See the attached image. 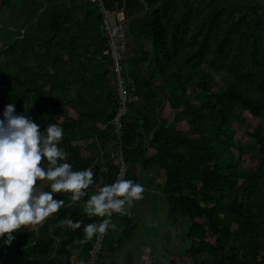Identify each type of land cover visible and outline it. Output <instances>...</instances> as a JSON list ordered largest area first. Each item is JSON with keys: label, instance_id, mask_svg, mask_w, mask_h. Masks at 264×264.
I'll list each match as a JSON object with an SVG mask.
<instances>
[{"label": "trees", "instance_id": "16d2710c", "mask_svg": "<svg viewBox=\"0 0 264 264\" xmlns=\"http://www.w3.org/2000/svg\"><path fill=\"white\" fill-rule=\"evenodd\" d=\"M146 1L150 13L134 20L131 29L155 44L153 64L168 83L157 86L168 96L165 110L175 113L171 119L162 112L164 126L147 143L141 130L152 134L163 104L153 86L159 75L149 64L150 52L130 55L132 46L141 45L129 41L125 76L132 101L123 144L128 163L157 172L170 214L187 220L190 246L172 264H206L200 262L204 254L212 264H264V0ZM105 3L123 10L126 20L144 9L139 0ZM0 15V75L9 79L0 83V116L14 102L17 112L42 128L58 123L64 129L61 146L74 167L96 168V184L87 196L72 201L70 193H56L66 201L58 212L36 223V229L14 230L11 245L0 242V264H72L87 258L96 236L84 240L83 224L73 230L60 220L99 223L102 217L87 215L83 201L101 184V176L102 186L115 181L118 170L116 161L100 170L96 160L97 152L107 153L108 144L117 141L113 120L120 100L110 57L105 89L90 88L80 76L87 73L82 66L90 58L83 60L84 54L95 37L104 42L100 53L108 48L101 14L85 0H0ZM93 89L98 93L86 98ZM238 108L260 120L241 137L257 145L258 165L249 168L228 158L237 144ZM182 122L187 131L178 128ZM135 227L129 226L125 239ZM114 242L111 251L122 244Z\"/></svg>", "mask_w": 264, "mask_h": 264}, {"label": "clouds", "instance_id": "9594fccd", "mask_svg": "<svg viewBox=\"0 0 264 264\" xmlns=\"http://www.w3.org/2000/svg\"><path fill=\"white\" fill-rule=\"evenodd\" d=\"M64 129L49 122L42 128L35 119L17 112L14 102L5 105L0 116V242L11 245L14 230L43 222L65 205L56 193L71 194L72 201L88 195L96 184L92 167L75 168L69 153L61 146ZM47 181V187L44 183ZM144 185L119 177L111 183L97 185L96 191L83 201L89 216H99V223L65 218L60 224L73 230L83 224V239L104 234L112 214L123 213L125 206L141 199ZM5 234H7L6 238Z\"/></svg>", "mask_w": 264, "mask_h": 264}, {"label": "crops", "instance_id": "0c3cea01", "mask_svg": "<svg viewBox=\"0 0 264 264\" xmlns=\"http://www.w3.org/2000/svg\"><path fill=\"white\" fill-rule=\"evenodd\" d=\"M80 19L83 20L84 17L81 16ZM98 27L101 28L100 25ZM137 43L141 46H132L130 55L140 54L145 50L151 52L148 44ZM103 44L102 36H96L91 43L90 50L84 54L83 60L90 58V61L82 66L87 73L80 75L85 76L83 78L89 82L90 88L101 90L106 88L103 78L107 75L106 71L110 70L107 50L100 53ZM128 53L129 46H127ZM94 89L86 98L91 99L98 93V90ZM107 96L108 93L104 94L103 98ZM174 113V110L167 109L164 114L171 116L172 119ZM145 141L149 143L146 136ZM78 144L86 145L85 142H78ZM107 148V153L100 150L96 154L97 166H100V170L111 162L114 143H109ZM85 154L90 155V152L85 151ZM93 171L95 173L96 168H93ZM129 172L130 179L144 185L143 197L126 205V208L133 214L132 218H116L117 229L108 234L109 243L100 257L99 264H172L175 255L184 257L190 246L191 240L187 237V220L179 216L173 217L170 214L168 201L159 186L160 180L155 170L145 171L138 164L129 163ZM103 182L104 177L101 176V184ZM133 225L136 227L132 236L125 239L129 226ZM36 228L37 225L32 229ZM116 239H121L122 244L116 251H111L112 248L109 247L115 243Z\"/></svg>", "mask_w": 264, "mask_h": 264}, {"label": "built area", "instance_id": "2783aa9c", "mask_svg": "<svg viewBox=\"0 0 264 264\" xmlns=\"http://www.w3.org/2000/svg\"><path fill=\"white\" fill-rule=\"evenodd\" d=\"M97 5L102 18L103 33L107 39V55L112 61L113 70L118 89L120 107L113 120L114 132L116 136L115 161L118 165L116 179L119 177L129 178V163L126 154V147L123 144V122L124 117L129 112V103L132 97L129 94V83L125 76L127 62V46L129 42L125 28V16L123 10L109 8L105 0H85ZM115 179V180H116ZM133 214L126 208L121 213H113L110 218V226L104 234H98L92 242L86 259H76L72 264H99L100 257L105 249V242L108 234L117 229L116 218H132ZM103 219V218H102Z\"/></svg>", "mask_w": 264, "mask_h": 264}, {"label": "rangeland", "instance_id": "374dc122", "mask_svg": "<svg viewBox=\"0 0 264 264\" xmlns=\"http://www.w3.org/2000/svg\"><path fill=\"white\" fill-rule=\"evenodd\" d=\"M0 15V19H1ZM2 35L0 33V60L3 61L4 58L1 55V50H2ZM9 79L6 78L3 75H0V83H5ZM194 100V97H191ZM236 114L237 117L235 118L236 120V125L238 128L237 134H236V139H237V144L236 146L231 147L230 153L228 154V158H233L234 157V162L235 164H239L244 168H249L258 165V154H257V145L251 142L246 141L243 139L241 140L242 136H247L248 133L253 132L256 127L260 124V120L254 116H252L248 111L244 109H236ZM178 128L180 130L187 131L189 129V126L187 125L186 122H182L178 125ZM242 144H240V142ZM36 224L30 225L31 228H34ZM200 262L201 263H206V264H212L213 259L210 255L204 254L200 256Z\"/></svg>", "mask_w": 264, "mask_h": 264}, {"label": "water", "instance_id": "95a60500", "mask_svg": "<svg viewBox=\"0 0 264 264\" xmlns=\"http://www.w3.org/2000/svg\"><path fill=\"white\" fill-rule=\"evenodd\" d=\"M139 1L144 6L143 11L141 13H138V14L132 16L130 19L126 20V22H125V28H126V33L128 35L129 41H136V42L148 44L151 47V52H150V57H149V64L151 65L152 68H154L157 71V73L159 75V77L156 78L154 80V82H153V86H154L155 90L163 98V104H162L161 108L157 112V116H158V120H159V125L152 132L151 136L147 135L146 132L143 129L141 130V132L143 134H145L147 141L149 143H151L155 139L157 131L164 126V119H163V116H162V112L165 110V108L168 105V96H167V94H166L165 91H163L162 89H160L157 86V83L162 84L164 87H167L168 86V83L165 81V78H164L163 74L153 64V59H154V56L156 54V46H155V44L151 40L137 38L135 36V34L132 32V29H131L132 22L134 20L144 18L151 11L150 5H149V3L146 0H139ZM141 142H142V139H141L140 136H138V144H137V147L141 145ZM113 161H115V152L112 153L111 162H113ZM70 217H71V215H70ZM60 245H61V240L59 239V243H58V246H57V249H56V252H55L53 258H55L57 256L58 249H59Z\"/></svg>", "mask_w": 264, "mask_h": 264}]
</instances>
